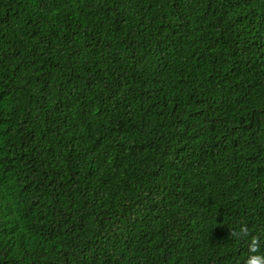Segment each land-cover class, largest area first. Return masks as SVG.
Returning <instances> with one entry per match:
<instances>
[{
	"label": "trees",
	"instance_id": "16d2710c",
	"mask_svg": "<svg viewBox=\"0 0 264 264\" xmlns=\"http://www.w3.org/2000/svg\"><path fill=\"white\" fill-rule=\"evenodd\" d=\"M255 256L264 0H0V264Z\"/></svg>",
	"mask_w": 264,
	"mask_h": 264
},
{
	"label": "clouds",
	"instance_id": "9594fccd",
	"mask_svg": "<svg viewBox=\"0 0 264 264\" xmlns=\"http://www.w3.org/2000/svg\"><path fill=\"white\" fill-rule=\"evenodd\" d=\"M244 231L246 232V229ZM233 235H236V233H233ZM255 243H256V240L254 239L253 245H255ZM250 250L255 251L256 249H255V247H253ZM248 264H264V257H261V256L252 257V258H250Z\"/></svg>",
	"mask_w": 264,
	"mask_h": 264
}]
</instances>
